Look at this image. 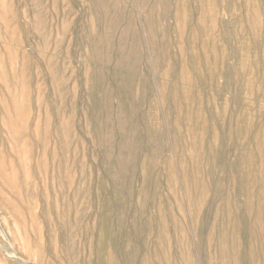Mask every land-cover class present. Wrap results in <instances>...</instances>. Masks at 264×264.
<instances>
[{"label":"rangeland","instance_id":"rangeland-1","mask_svg":"<svg viewBox=\"0 0 264 264\" xmlns=\"http://www.w3.org/2000/svg\"><path fill=\"white\" fill-rule=\"evenodd\" d=\"M0 264H264V0H0Z\"/></svg>","mask_w":264,"mask_h":264}]
</instances>
